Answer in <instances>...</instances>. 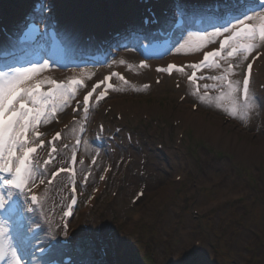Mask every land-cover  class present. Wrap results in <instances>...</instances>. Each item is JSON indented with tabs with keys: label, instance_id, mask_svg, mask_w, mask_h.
I'll return each instance as SVG.
<instances>
[{
	"label": "rangeland",
	"instance_id": "1",
	"mask_svg": "<svg viewBox=\"0 0 264 264\" xmlns=\"http://www.w3.org/2000/svg\"><path fill=\"white\" fill-rule=\"evenodd\" d=\"M45 1L48 8L39 20L48 22L60 4L70 10L79 8L77 14H81L92 0ZM4 3H13L17 10L26 6V12L33 6L31 0ZM1 10L11 13L7 16L11 24L19 22L10 6ZM120 95L115 97L119 107L131 103V109L159 119L164 130L138 135L150 158L140 165L142 155L127 150L132 163L120 183L114 181L111 186L117 196L107 200L108 194L88 218L79 213L73 221L74 233L83 232L81 223L91 225L100 246L110 244L116 260L131 264H140L147 255L153 264H264V103L256 104L259 113L248 127V122H239L235 115L233 92L217 100L199 101L197 112L191 111L190 102L178 104V96L167 87L141 94L126 88ZM224 115H234L233 121L222 125ZM172 117L186 128L184 144L177 150L178 131H166ZM158 142L164 143V154L153 148ZM175 175L182 181H174ZM142 185H146L145 199L132 209L129 200ZM111 227H117L120 236L110 234ZM119 237L126 241L122 244ZM195 241L200 246L194 252ZM120 245L125 247L123 257L118 253Z\"/></svg>",
	"mask_w": 264,
	"mask_h": 264
},
{
	"label": "snow or ice",
	"instance_id": "2",
	"mask_svg": "<svg viewBox=\"0 0 264 264\" xmlns=\"http://www.w3.org/2000/svg\"><path fill=\"white\" fill-rule=\"evenodd\" d=\"M257 7L259 9H264V0H257ZM249 12L254 13L260 19L264 20V13L258 12L257 8L247 7L241 9L240 15H242L243 18L233 16L236 22H226L222 26V30L221 28H217V30L211 33H188L187 38L183 39V42L179 44V47L176 49L177 51L190 45L194 39L199 40L201 43H205L204 38L208 37L207 42H212V38L227 33V36H224V38L219 41L218 49L205 52L203 60L199 64L190 65V67L194 69L193 76H195V69L206 66L210 58L214 61L216 58L226 59L234 56L245 59L256 47L257 39L264 42V23L259 26L258 31L255 27L247 24L246 22H250L254 19V15L248 14ZM229 24H231L230 27ZM226 63L227 66L224 68V75L212 76L209 77V79L223 81L228 74L232 73L234 67L238 66V64L234 65L227 60ZM144 66V64L140 65V67ZM215 66L220 67L219 64H215ZM48 67V63L44 62L43 64L33 65L31 68H13L9 72H0V185L5 189V192L0 194V213L4 214V218L0 219V260L10 258V264H31L32 261H34L35 264H46L43 256L52 247L51 244H48L46 247L45 244H47V241L41 240L39 234L35 235L32 239H22L19 248L10 242V225L13 223L23 224L25 220L31 219V217H25L23 213H33L35 211L34 207L19 208L13 198V193L26 195V198L32 205L39 203L38 196L32 194L35 181L34 169L31 167L30 161L31 154L36 152L37 149L31 145L28 132L30 128L35 132L38 122L48 115L44 107L46 104L45 97L54 95V93L49 92L37 97L36 92L40 88V84L35 85L34 88H22L21 85L30 74H36ZM174 67L176 66L170 64L167 68H158L157 71L171 74ZM247 69L248 71L243 78L242 88V96L245 101L248 100L250 92L251 63L247 65ZM176 70L182 71L183 69L176 68ZM108 79V77H105V81ZM121 79H123V77H121ZM189 79L191 80L192 77ZM51 83L55 84V82ZM61 87V85L56 84L57 89ZM99 87L100 84L95 85L92 90L88 91L87 94L83 96L85 111L89 106V101L93 96V92ZM204 87L207 88L208 85ZM228 87H232L231 81H229ZM104 95L105 93L101 91L96 99H102ZM36 134L39 135V133ZM60 137L61 133H57L54 140L60 139ZM53 152H55V149H53ZM48 163L49 161H44L45 165ZM62 171H65V169H58L52 173V176L55 178L59 172ZM40 182L44 183L45 181L41 180ZM52 182L53 180L48 181L49 184ZM72 191L73 193L75 192L74 186ZM71 200L72 203L68 205L69 210L63 213L65 217L71 215L72 205L76 202L74 196ZM32 223H35V221L33 220ZM38 227L39 226H37V228ZM28 231H33L31 224L28 225ZM50 239L55 240L56 237L53 236ZM111 240L114 243L116 242L114 237H111ZM26 256L29 259H25Z\"/></svg>",
	"mask_w": 264,
	"mask_h": 264
},
{
	"label": "bare ground",
	"instance_id": "3",
	"mask_svg": "<svg viewBox=\"0 0 264 264\" xmlns=\"http://www.w3.org/2000/svg\"><path fill=\"white\" fill-rule=\"evenodd\" d=\"M114 4H117V5H114ZM105 5H107V4H105ZM109 6H110V9H111L112 13L116 12V10L119 9V12L121 14V11H122V9L120 10L121 2H118V1L117 2H112ZM7 8H8L7 6H4L3 10H6ZM130 8H131V6H130ZM258 12L264 13V9H261ZM109 13H110V11H109ZM6 14H7V16H10V12L9 11H7ZM77 15L78 14H77V10L76 9L75 10L74 9L70 10L64 5H61V7L59 8V11L57 13V18H58V21H59V28L62 30V33L64 31V33L66 32V33L71 34L70 39H68L69 43L71 45L76 43V41H79L78 38H75V37H72V36L76 35V34L78 36L79 34H81V33H76V32H79V30H81V27H77L76 32H75V30L72 31V27L80 26L79 25L80 18ZM252 15H254V19L252 21H250V22H247V23H252V24H255L257 22L264 23V20L260 19L257 15H255V14H252ZM235 16H240V13L235 15ZM36 17H39V15H37ZM242 18H243V16H242ZM8 20L10 22V17H8ZM228 21H231L232 23L236 22V21H234L233 17H231L230 19L225 21V23L228 22ZM230 26H231V24H229V27ZM221 30H222V28H221ZM189 32H190V30H189ZM211 32H213V31H211ZM211 32H209V33H211ZM218 37L219 36L212 38V42H207L208 41V37H206L204 39L205 43H201L199 40L194 39L193 42L190 43V45L185 46L184 48H181L179 51H177L176 49L179 47V44L183 42V39L187 38V36H186L185 38L182 39V41H178L177 42L176 47H175V52L172 55L175 56V57H178V58H191L192 60L198 59L199 55L201 54V51L204 50V49H207V48H211L214 45V43L216 42V40L218 39ZM119 42H120V40H118L114 44V46L116 47ZM263 44H264V42H263ZM114 46H112V48ZM80 49H81V53H85L86 51H89L90 45L87 44L86 46H81ZM120 51L121 52H119L118 57L115 60H113V62H112V64L114 66L120 65V63H121L120 59L121 58H124V59H126L127 61H130V62L135 60V58H136L135 55H134L135 53L132 51V49H127V50H121L120 49ZM263 61H264V59H263ZM122 66L123 65H121V67ZM108 67H109L108 64L107 65H101L99 63V64H97L95 66L92 65V67H89V66L86 65V67L84 66V67H82L80 69H75V70H76L77 74L84 75L86 80L89 81L96 73L98 74L97 77H99L100 75L106 73ZM66 73L71 75L72 74V70L68 69L66 72H60L59 70L54 69L50 73L45 72L44 70H41V71L37 72L36 74H30L29 77L24 81V83L30 81L33 77H35L37 75L46 76V74H48V76H50V77H56L57 76L58 78L62 79L64 74H66ZM129 76L131 77L132 80H139L141 83L147 82L149 80L152 81V68L149 67L147 69H144L140 73L135 71V70L134 71H130ZM163 83H165V82H163ZM260 99H261V97H260ZM263 103H264V101H263ZM56 105H57V109L59 111L60 116H63L69 110L68 109V105L66 104L65 100H62V99L60 100L59 99L57 101ZM238 107H239V109H241L243 111H249L248 112L249 114L246 115L245 117H243V118H246L247 120L242 119L243 115H237V117L239 118V122H245L246 121V122H248L247 126L248 127H252L253 126V121L255 120L254 115H252L253 111L255 110L254 109V104H251V105H249L247 107H241V106H238ZM194 118L197 119L196 116H194ZM53 215H54V213H53ZM42 219H45V217L42 216ZM43 228H44L43 232H46L47 229L45 227H43ZM40 239L43 240L44 238L42 236H40ZM6 264H10V260Z\"/></svg>",
	"mask_w": 264,
	"mask_h": 264
}]
</instances>
